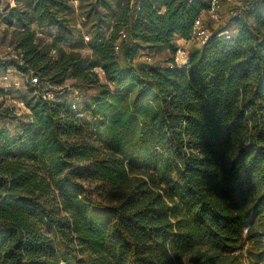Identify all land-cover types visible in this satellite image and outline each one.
Masks as SVG:
<instances>
[{
    "label": "trees",
    "instance_id": "16d2710c",
    "mask_svg": "<svg viewBox=\"0 0 264 264\" xmlns=\"http://www.w3.org/2000/svg\"><path fill=\"white\" fill-rule=\"evenodd\" d=\"M11 1L1 70L37 83L0 126V264H264V0L182 66L208 1L95 0L89 58L70 0ZM69 81L98 90L81 112L43 98Z\"/></svg>",
    "mask_w": 264,
    "mask_h": 264
},
{
    "label": "rangeland",
    "instance_id": "374dc122",
    "mask_svg": "<svg viewBox=\"0 0 264 264\" xmlns=\"http://www.w3.org/2000/svg\"><path fill=\"white\" fill-rule=\"evenodd\" d=\"M207 2V0H203ZM12 3L11 0H0V9L5 3ZM95 0H70V12L68 13V18L71 25L74 28V35L70 40V45H76L78 33H82L84 37L89 35L92 27V23L95 19L96 13L100 14L101 19L111 16V11L106 9L101 4H93ZM114 7L117 6L116 2L112 1ZM221 4V22L216 24L207 18L204 20L205 26L213 33L218 31V29H230V21L232 15L239 9V7L245 4V0H220ZM95 5V6H92ZM262 13H264V8H262ZM103 17V18H102ZM105 27V26H104ZM107 30V28H105ZM49 34H46V38L43 41H48ZM84 45L78 48L81 56L84 58H89L90 51L85 46L88 43L83 38ZM177 50L183 52L184 56L187 57V49L192 46V43L186 44H176ZM192 50V49H191ZM12 46H10V36L9 34L3 33V28L0 26V126L5 125L11 136H15L21 133V129L25 128L26 121V110L21 105V96L26 93L28 77H23L10 69L5 73L1 69L6 62L12 59ZM171 58V55L167 51H163L159 54L149 56L147 58L149 63L165 64ZM142 60H146L145 56ZM121 61V60H120ZM122 62V61H121ZM7 75V80L3 81V77ZM51 96L53 100L58 99L62 101L66 98L71 104L74 105L76 112L83 111V108L89 104V102L95 97L98 90L93 87H79L74 82H66L63 87H54ZM10 111V112H9ZM37 129L32 132V134L37 135ZM245 256V255H244ZM249 257V261H250ZM255 258V256H252ZM248 259L244 263H249Z\"/></svg>",
    "mask_w": 264,
    "mask_h": 264
},
{
    "label": "built area",
    "instance_id": "2783aa9c",
    "mask_svg": "<svg viewBox=\"0 0 264 264\" xmlns=\"http://www.w3.org/2000/svg\"><path fill=\"white\" fill-rule=\"evenodd\" d=\"M208 1V10L206 13L199 16L193 25L191 38L188 43L195 44L197 46H202L205 41L212 35V32L205 26L204 20L207 18L208 20L219 24L221 22V4L220 0H207ZM219 36H226L228 35V31L222 30L218 33ZM85 40L88 41L89 39L85 37ZM174 62L177 66H182L186 64L187 57L184 56L183 52L177 50L176 55L174 57ZM97 76L99 79H102V72L96 71ZM7 80V75L3 77V81ZM37 83L36 78H31L29 80V84L35 86ZM43 98L52 99L50 93H43ZM74 108V106H73Z\"/></svg>",
    "mask_w": 264,
    "mask_h": 264
},
{
    "label": "crops",
    "instance_id": "0c3cea01",
    "mask_svg": "<svg viewBox=\"0 0 264 264\" xmlns=\"http://www.w3.org/2000/svg\"><path fill=\"white\" fill-rule=\"evenodd\" d=\"M175 44H178V45H180V44H186V45H188V43H186L185 41H183V40H181V39H177L176 42H175ZM199 47H200V46H197V45H195V44H192V46H191L189 49H187V54H188L189 52H191L192 50H194V49H199ZM191 49H192V50H191Z\"/></svg>",
    "mask_w": 264,
    "mask_h": 264
}]
</instances>
